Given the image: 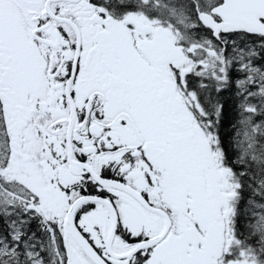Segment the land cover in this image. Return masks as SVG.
<instances>
[{"label":"snow or ice","instance_id":"1","mask_svg":"<svg viewBox=\"0 0 264 264\" xmlns=\"http://www.w3.org/2000/svg\"><path fill=\"white\" fill-rule=\"evenodd\" d=\"M0 264H264V0H0Z\"/></svg>","mask_w":264,"mask_h":264}]
</instances>
